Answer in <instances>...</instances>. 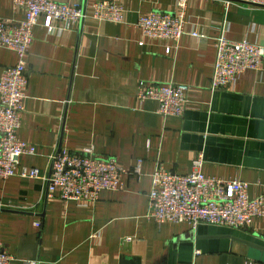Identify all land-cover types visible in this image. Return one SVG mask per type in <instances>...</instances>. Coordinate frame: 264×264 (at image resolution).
<instances>
[{
    "label": "crops",
    "instance_id": "obj_1",
    "mask_svg": "<svg viewBox=\"0 0 264 264\" xmlns=\"http://www.w3.org/2000/svg\"><path fill=\"white\" fill-rule=\"evenodd\" d=\"M177 2L121 0L119 23L37 18L17 129L34 154L21 165L44 172L55 150L90 147L126 173L122 190H102L86 205L50 196L40 179H0V242L10 264H264V215L244 230L158 225L147 217L156 164L185 174L198 153L204 175L244 181L250 197L263 192L264 59L228 87L211 89L210 79L216 38L264 47V9L247 0H188L186 29L202 37L187 34L178 46L134 25L138 15L171 13ZM0 17L24 14L13 0H0ZM16 62L14 51L0 49V75ZM170 81L190 86L180 117L157 114L158 101L137 95L140 87Z\"/></svg>",
    "mask_w": 264,
    "mask_h": 264
},
{
    "label": "built area",
    "instance_id": "obj_2",
    "mask_svg": "<svg viewBox=\"0 0 264 264\" xmlns=\"http://www.w3.org/2000/svg\"><path fill=\"white\" fill-rule=\"evenodd\" d=\"M188 0H178L171 13L151 12L138 15L134 25L145 37L172 41L178 46L183 36L202 37L186 29ZM254 7L264 9V0H247ZM23 10L21 20L0 17V49L16 53L17 62L4 67L0 75V179L17 176L21 179H40L50 196L75 200L82 205L94 203L102 190L118 191L124 188L126 170L112 157L96 156L90 147L71 152L58 149L49 157L48 169L21 165V159L33 155V146L17 134L23 100L28 85L27 55L33 40V27L40 14L48 20H61L77 26L83 21L123 22L125 10L121 0H93L88 4L72 5L53 0H13ZM215 49L210 88H225L248 69H260L264 47L247 40L232 41L218 37L212 43ZM190 86L172 81L140 87L138 98L158 101L156 113L180 117L187 107ZM202 153L191 161L188 173L180 174L157 163L151 174L147 217L158 225L164 222L185 223L196 229L201 223L244 230L258 216L264 215L263 192L248 195V184L237 178L224 180L206 176L201 171ZM35 225L40 226L36 221ZM127 239L120 240L123 250ZM199 253V251H196ZM11 254L0 242V264H10ZM25 264H37L25 261Z\"/></svg>",
    "mask_w": 264,
    "mask_h": 264
}]
</instances>
